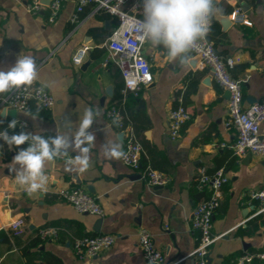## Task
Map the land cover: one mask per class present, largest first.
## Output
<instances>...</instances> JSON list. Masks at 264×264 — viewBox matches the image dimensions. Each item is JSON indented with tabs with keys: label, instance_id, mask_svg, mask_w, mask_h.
<instances>
[{
	"label": "crops",
	"instance_id": "crops-1",
	"mask_svg": "<svg viewBox=\"0 0 264 264\" xmlns=\"http://www.w3.org/2000/svg\"><path fill=\"white\" fill-rule=\"evenodd\" d=\"M30 3L0 0V70L13 66L21 53L33 56L38 71L34 82L42 85L55 103L48 110L16 111L14 117L0 112V131L72 136L86 108L98 106L101 116L91 129L96 142L88 170L69 171L65 159H56L47 165L45 189L31 195L10 170L14 155L27 144L9 148L0 140V264H148L138 244L142 230L150 234L166 263L194 264L190 254L197 247L198 233L191 227V213L205 196L194 182L201 171L213 175L217 170L224 172L228 182L214 212L212 233L219 238L209 249L207 264H230L243 255L261 252L264 219L255 215L259 203L249 193L264 187V158L249 155L245 160L246 156L233 154L236 132L225 127L229 97L214 82L211 72L198 64L194 68L190 63L181 65L162 47L145 42L143 55L150 61L153 82L137 97H124L119 68L106 47L117 19L95 11L91 4L78 13L77 0H62L56 19L49 22L48 8L44 6L42 14H31L27 11ZM216 6L219 12L212 19L208 39L222 57L234 59L230 74L241 84L243 107L263 102V0H216ZM238 6L251 25L231 22L223 30L218 18L230 20ZM73 16L76 21H72ZM139 17L143 19L142 9ZM83 45L89 50L81 66L76 67L72 58ZM189 55L192 60L194 55ZM108 88L111 95L106 93ZM9 93L0 94V100ZM116 95L119 98L115 99ZM179 96L191 119L172 140L168 115L178 106ZM111 105L125 116L142 146L141 169L164 173L171 179L167 186L150 187L140 180L139 171L104 157L102 144L120 142L124 149V135L121 138L107 119ZM3 108L0 106V111ZM26 113L39 115L32 120ZM13 119L18 125L8 129ZM259 133L264 138V122ZM75 154L70 151L69 156ZM73 187L95 197L103 215L78 213L65 202L60 192ZM16 220L24 224L20 236L9 227ZM43 228L56 229L57 238L39 240L37 232ZM98 235L113 236L115 241L97 256L77 260L74 242ZM247 264H264V260L254 258Z\"/></svg>",
	"mask_w": 264,
	"mask_h": 264
},
{
	"label": "built area",
	"instance_id": "built-area-1",
	"mask_svg": "<svg viewBox=\"0 0 264 264\" xmlns=\"http://www.w3.org/2000/svg\"><path fill=\"white\" fill-rule=\"evenodd\" d=\"M62 0H52L48 8V21L53 22L60 10ZM91 4L95 11H104L117 19L116 26L110 32L106 47L109 57L119 68L123 81L122 94L125 97L131 94L138 96L141 89L153 82L150 61L143 55L145 41L141 38L137 21L142 20L140 14V0H77L76 11L79 13L83 8ZM264 4V0H263ZM43 8L39 0H31L27 11L37 14ZM76 16L72 21H76ZM233 24L250 26L242 9L238 6L230 14ZM206 38L198 42V47L190 53L200 57L198 66L208 69L217 86L228 91V113L225 127H233L236 139L231 145L235 157L242 158L247 154L264 158V138L260 136L259 128L264 122V101L253 103L243 107V93L241 84L234 79L230 70L234 65V59L222 57L215 49L214 44ZM89 46H81L72 58L74 66L79 67L84 62ZM54 99L50 93L40 84L33 82L32 85L13 90L5 98L0 100V106L18 112H29L32 109L48 110L54 106ZM107 119L118 133L124 135L125 158L120 161L128 168L140 172L139 178L150 187H165L171 179L157 170L149 167L141 169V156L143 149L132 132V128L126 122L125 116L115 106L111 105L107 110ZM191 119L190 113L182 105V98L178 97V106L172 109L168 115L170 137L175 140L181 128ZM113 120L118 123L114 124ZM60 159V158H58ZM63 160V159H60ZM228 182V178L222 170H217L213 175H207L201 171L195 179V187L205 194L191 213V227L198 233V244L190 256L194 264H207V256L212 244L219 238L212 233V221L214 212L219 206L222 188ZM4 196H7L6 194ZM60 197L70 204L74 210L82 214H90L101 217L103 210L97 199L81 187H73L60 192ZM249 197L259 203V209L255 215H262L264 219V187L258 191L249 193ZM24 224L22 220L10 223L15 236L22 234ZM37 238L41 241L54 240L57 238V230L43 228L37 232ZM115 238L110 235H98L84 237L74 242L73 250L77 260L84 262L97 256L100 252L110 248ZM138 244L144 260L148 264H175L166 263L163 254L154 246L150 234L140 231ZM264 260V248L255 255H243L230 264H247L252 259Z\"/></svg>",
	"mask_w": 264,
	"mask_h": 264
},
{
	"label": "clouds",
	"instance_id": "clouds-1",
	"mask_svg": "<svg viewBox=\"0 0 264 264\" xmlns=\"http://www.w3.org/2000/svg\"><path fill=\"white\" fill-rule=\"evenodd\" d=\"M143 19L137 21L141 38L152 47H162L167 56L181 65L191 61L189 53L198 47L210 32L213 17L219 12L216 0H140ZM38 71L35 59L21 53L14 65L7 70H0V94L30 86L37 79ZM7 115L8 111H0ZM32 120L38 113H26ZM101 109L86 108L79 120L78 128L72 136L57 133L44 137L39 133L20 131L9 134L0 131V140L9 148L27 144L26 148L14 155L11 171L19 185L29 194L42 192L47 183V165L60 158L65 159L69 171L83 173L90 167V151L96 142V135L91 130L98 122ZM113 123H118L113 120ZM16 119L11 120L8 129H15ZM2 147V145H0ZM106 159L120 160L125 152L120 142L101 145ZM76 153L70 157L69 153Z\"/></svg>",
	"mask_w": 264,
	"mask_h": 264
},
{
	"label": "water",
	"instance_id": "water-1",
	"mask_svg": "<svg viewBox=\"0 0 264 264\" xmlns=\"http://www.w3.org/2000/svg\"><path fill=\"white\" fill-rule=\"evenodd\" d=\"M39 1H40V3L42 4L43 7H44V6L48 7V6L50 5V2H51L52 0H39ZM40 13H41V14L44 13V10L41 9ZM218 20H219V22H220V24H221L223 30L228 29L229 26L231 25V21L229 20L228 17H221V18H218ZM108 27H109L108 22H106V23H105V28H108ZM199 60H200V57H199L198 55L194 56V57L192 58V60L190 61V65H191V67L194 68V67L199 63ZM106 93H107V95H111V89L108 88V89L106 90ZM226 96L229 97V93H228V91H226ZM263 101H264V100H263ZM138 102H139V105L142 106V102H141V101H138ZM3 110H7V111H8V115H11L12 117H14V116L16 115V111H15V110H12V109H9V110H8L7 108H3L2 111H3ZM2 115H3V114H2ZM120 137L122 138L123 135L121 134ZM249 155H250V154H247V155H246L245 160L249 158ZM157 188H160V187H157ZM201 195L203 196L204 194L201 193Z\"/></svg>",
	"mask_w": 264,
	"mask_h": 264
},
{
	"label": "trees",
	"instance_id": "trees-1",
	"mask_svg": "<svg viewBox=\"0 0 264 264\" xmlns=\"http://www.w3.org/2000/svg\"><path fill=\"white\" fill-rule=\"evenodd\" d=\"M115 26H116V24H115ZM117 98H119L118 95L115 96V99H117ZM131 98H132V97L130 96L129 99H131ZM183 101H184V95H183Z\"/></svg>",
	"mask_w": 264,
	"mask_h": 264
}]
</instances>
